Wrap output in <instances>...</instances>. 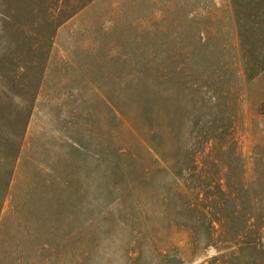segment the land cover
Returning a JSON list of instances; mask_svg holds the SVG:
<instances>
[{
    "label": "rangeland",
    "instance_id": "1",
    "mask_svg": "<svg viewBox=\"0 0 264 264\" xmlns=\"http://www.w3.org/2000/svg\"><path fill=\"white\" fill-rule=\"evenodd\" d=\"M0 264H264V0H0Z\"/></svg>",
    "mask_w": 264,
    "mask_h": 264
}]
</instances>
